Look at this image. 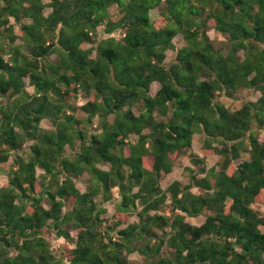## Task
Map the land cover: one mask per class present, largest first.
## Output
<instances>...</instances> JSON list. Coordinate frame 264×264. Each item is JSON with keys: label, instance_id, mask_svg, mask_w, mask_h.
I'll return each mask as SVG.
<instances>
[{"label": "trees", "instance_id": "obj_1", "mask_svg": "<svg viewBox=\"0 0 264 264\" xmlns=\"http://www.w3.org/2000/svg\"><path fill=\"white\" fill-rule=\"evenodd\" d=\"M242 89L261 96L217 100ZM0 99V264H264V0H0ZM197 134L189 183L164 190ZM52 233L74 247L57 258Z\"/></svg>", "mask_w": 264, "mask_h": 264}, {"label": "rangeland", "instance_id": "obj_2", "mask_svg": "<svg viewBox=\"0 0 264 264\" xmlns=\"http://www.w3.org/2000/svg\"><path fill=\"white\" fill-rule=\"evenodd\" d=\"M49 0H45V2H48ZM50 9H47L45 14L48 15L50 13ZM110 14L112 17H117V9L116 7L111 8ZM158 16V11H153L152 12V18H156ZM16 31H18V27L15 28ZM98 36L99 38L104 36L103 28H100L98 30ZM116 37H120V32H117ZM208 36L210 37L211 41L216 47H220L224 42H225V37L222 35L218 34L214 30H211L208 32ZM17 44L21 43V41H17ZM175 44V50L174 51H169L167 53V58H166V63L170 64L174 61L175 56H176V51L182 47L185 46V42L183 40V37L181 35L177 36L174 40ZM93 45H88L87 48H91ZM159 89V85L155 84L153 85V90L152 92L155 93ZM27 91L30 92L31 94L34 92L33 88L28 86L27 82ZM261 94L258 91H255L253 89H242L237 92V94L234 95L232 98L226 97L224 94L218 95L217 100L221 102L225 107L230 109L231 111H237L239 110L244 103L246 102H255L260 98ZM1 101V99H0ZM86 103V101L82 98H77L72 100V104L77 107V111L75 113V117L79 120L84 119L85 115L84 113L79 109L81 106H83ZM98 126V120L95 119L93 121V127H88L89 131H93L95 128ZM42 127L44 129H50L51 128V122L49 120H44L42 122ZM83 128V125L80 127ZM259 137L262 141H264V131L259 132ZM203 135L202 134H197L194 137L193 145L192 148L187 152L186 155L182 156L177 163L175 164L173 171L167 176V178L161 183L162 188L166 190L174 181H179L183 184H187L190 181L189 178V172L188 168H192L193 166L191 165L190 161V156L192 154L202 156V145H203ZM30 143L26 144L25 147H27ZM80 145V142L76 140L75 143V148L78 149ZM75 151L70 148L66 147V155H73ZM245 159H248L246 156ZM219 157L218 156H209L207 158V167L212 168L217 166L219 162ZM13 163V158L9 160V162L0 169V187H3L8 183V171L12 167ZM102 168H105L104 166H100ZM37 174L40 175L42 174V171L38 170ZM63 179V177H62ZM87 179V176L78 178L76 181V186L81 192L85 191V185L83 183L84 180ZM194 193H198L196 189H193ZM114 194V201L110 203H106L103 205V207L106 209V213L104 214V218L107 220V224L111 225L113 223L112 217L115 216L117 213V201H118V193L117 189H114L113 191ZM253 208L259 212L261 217H264V204H255L253 205ZM70 209V208H69ZM163 213H168V208L165 207L164 210L162 211ZM206 219V215H202L197 218H186V221L192 225L199 226L202 223H204ZM138 218L135 213H133L132 217L129 220V223L137 222ZM72 236L75 235L74 232L71 233ZM46 238L50 241L51 247L53 250L54 255L58 258L61 254L62 247L64 245H68L70 248H73L74 246L71 244H68L67 242L63 241L62 239L56 238L55 234H49L46 236ZM141 257L139 253H135L129 256V260L133 264H141Z\"/></svg>", "mask_w": 264, "mask_h": 264}]
</instances>
